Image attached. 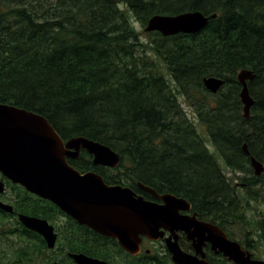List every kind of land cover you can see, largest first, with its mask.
I'll use <instances>...</instances> for the list:
<instances>
[{
  "label": "trees",
  "instance_id": "16d2710c",
  "mask_svg": "<svg viewBox=\"0 0 264 264\" xmlns=\"http://www.w3.org/2000/svg\"><path fill=\"white\" fill-rule=\"evenodd\" d=\"M195 10L210 17L197 33L164 36L137 28L156 14ZM243 69L256 73L248 81L255 100L249 118L237 77ZM208 76L226 83L212 93L203 81ZM0 102L44 115L63 138L83 135L118 151L121 162L113 170L81 163L107 183L140 181L158 193L184 197L199 217L218 224L232 239L235 227L257 225L259 239L246 233L239 242L261 257L264 210L258 219H250L247 211L252 201L264 199V172L255 175L251 164L252 156L264 163V0H0ZM192 117L206 127L214 150ZM7 182L15 210L26 211L32 196ZM45 202L54 210L37 203L26 212L49 219L63 214ZM10 218L0 210V237L18 234L28 240L11 259L0 253V264L56 258L42 255L49 249L41 235L18 221L7 224ZM67 227L100 238L71 218ZM69 237L63 235L59 244H68ZM114 243L130 264H174L168 251L133 256Z\"/></svg>",
  "mask_w": 264,
  "mask_h": 264
},
{
  "label": "water",
  "instance_id": "95a60500",
  "mask_svg": "<svg viewBox=\"0 0 264 264\" xmlns=\"http://www.w3.org/2000/svg\"><path fill=\"white\" fill-rule=\"evenodd\" d=\"M216 16L215 13L211 18ZM209 19L200 10L176 15L156 14L149 19L145 31H157L164 36L197 33L207 26ZM255 76L249 69L241 70L237 76L242 84L241 99L246 118L250 117L255 103L248 81ZM203 81L212 93H217L225 82L217 76L205 77ZM81 148L94 155L96 165L117 167L121 162V154L107 144L86 136H76L65 143L44 115L0 102V172L12 182L57 204L79 223L117 239L133 255L141 252L142 238L147 236L151 240L164 239L175 264H211L205 259V242H210L214 251L222 252L236 264H264V259L254 258L250 250L229 238L216 223L201 220L195 213L182 214V210L192 208L186 198L173 193L160 194L140 183L142 189L161 202L146 200L128 186L108 184L98 172H80L68 163L67 157L77 156ZM244 149L249 152L246 144ZM251 163L255 174L262 175L264 163L254 156ZM4 190L5 183L1 180L0 195ZM0 208L14 211L12 205L1 200ZM19 218L26 227L41 234L50 248L55 246L58 234L47 219L26 214H20ZM166 231L171 232L168 237ZM180 231L192 240L195 254L180 246ZM74 257L78 264H108L85 254H74Z\"/></svg>",
  "mask_w": 264,
  "mask_h": 264
},
{
  "label": "flooded vegetation",
  "instance_id": "af4514ba",
  "mask_svg": "<svg viewBox=\"0 0 264 264\" xmlns=\"http://www.w3.org/2000/svg\"><path fill=\"white\" fill-rule=\"evenodd\" d=\"M78 136H83V135H78ZM73 137H76V136H73ZM73 137H71V138H73ZM71 138H63L62 137V139H63V141L65 143H67V141L69 139H71ZM67 160H68V163L70 165H72L73 167H75L77 170H79L82 173H85L87 171L98 172L95 169H83L82 168V166H81L82 162L91 161L94 164V161H93L94 160V155L92 153H90L86 148H81L80 151H79V154L77 156H75V157H67ZM94 166H101V165L94 164ZM103 167L110 168L111 170L117 168V167H109V166H103ZM98 173H100V172H98ZM1 175H2V177H0V181L1 180L4 181L5 190L1 193L0 200L3 201L4 203L12 205L14 211L13 212H8V211H6L4 209H1V208H0V210H2L5 214H8L9 217H11V219L14 220V223L16 221H18L20 226L25 227L28 230L34 231L36 234H39V233L36 232L35 230H32V229L26 227L22 223V221L20 220L19 215L20 214H26V215H29V216H35V217H39V218H42V219H47L49 221V223L54 226L55 232L58 234V237H57V240H56V244L52 248H50L48 246V244H47L46 240L44 239V237L41 234H39V235L42 236V239L46 242L45 245L49 249V250L45 249V251H44V253L42 255H46L47 257L49 256V257H52V258L56 257V258L52 259V261L44 262L42 264H47V263L56 262V261L57 262H61L63 264H78L76 258L74 257V254H85L88 257L99 259V260H102V261H106V262H108V264H113V263H115V264H130L129 257H125V255L123 254L124 257L121 258V256L117 253L116 249L114 248V244H115L114 242L115 241L118 242L117 239L112 238L110 236H107L105 234H102V233L92 229L91 227H89L87 225L79 223V221H77L75 218H73L72 216H70L67 213H65L57 204L53 203L52 201H50L48 199L42 198V197H40L39 195H37L35 193H32L31 191L27 190L24 186H22L19 183L12 182V180L7 178L4 174L1 173ZM113 175L116 176L117 174L114 173ZM122 176L124 178L130 177L126 173H124ZM7 180L11 181L13 184L21 185L28 192L27 195H31L32 196L31 197L32 202L31 203H26V205H25V207H27L26 211H29V210L37 208V203H41L43 209H47V210H52L53 211L54 210L53 207H51L47 202H45V200H48L53 205H56L63 212V214H58L53 219H49V218L44 217L42 215H40V216L39 215H34V214L28 213L26 211H16L15 210V201H16V199L14 198V195H13L14 192H13V189H11L10 186L8 185ZM139 183H140V181L137 182V184L134 185V186L124 185V184H122V185L130 187L136 193L137 196H143L146 200H153V201L161 202V200L159 198L155 197L154 195H152L148 191H145L144 189H142L140 187ZM108 184H114V183H108ZM115 184H121V183H115ZM146 186H148V185H146ZM244 186H245V184L241 185L240 187H244ZM149 187H151V186H149ZM21 203H24V201H21ZM181 212H182V214H194L195 213L197 215V213L194 212L192 210V208L189 211L182 210ZM197 217L199 219H201V220H205V219L199 217L198 215H197ZM70 218L73 219L75 222H77L80 225L87 226L88 228H90L91 230H93L94 232L99 234L100 238H95L93 236H85L83 234H77L75 229H71V228L67 227L69 222H70ZM205 221H208V220H205ZM66 234L70 236L68 238V240H69L68 244H59V241L62 239V236L66 235ZM170 234H171L170 231H166V237H168ZM26 240H28V239H26ZM70 241H73V242H77L78 241L79 245H74V244L70 243ZM153 243H157L159 245V247L158 248L157 247L149 248L148 244H153ZM118 244L126 253H128L129 255H133V254H130V252H128L127 250H125L120 245L119 242H118ZM179 244L185 251H187L189 253H192V254L196 253V250H195V248L193 246L192 240H190L188 238L187 234L185 232H183V231L179 232ZM141 247H142L141 252L139 254L133 255V256H140L141 254H153V255H155V253H159L160 255H165V254H167L166 251H168L167 245H166L164 239L151 240L147 236H143ZM85 248H89V249H93L94 248L98 253H101V251L103 249L107 253H108L109 250H111L112 252L110 253V258L107 259L106 258V252H104V253H102L100 255H96V254H93L92 252L87 253L86 251H82ZM203 249H204V252L206 254L205 259L208 262H210L211 264H215V263H219V264H236L233 261H230V259L227 256H225L222 252L217 253L216 251H214L212 249V245H211L210 242H205V244L203 246ZM154 250H155V252H154ZM253 254H254V252H253ZM170 255H171V253H170ZM253 256H254V258H257V255L254 254ZM117 259L121 260L120 263L117 262ZM171 261H172V259H171ZM4 263L5 264H21V261H12V260H10V261L4 262Z\"/></svg>",
  "mask_w": 264,
  "mask_h": 264
},
{
  "label": "rangeland",
  "instance_id": "374dc122",
  "mask_svg": "<svg viewBox=\"0 0 264 264\" xmlns=\"http://www.w3.org/2000/svg\"><path fill=\"white\" fill-rule=\"evenodd\" d=\"M121 7H123V4L121 5ZM137 28L142 31L143 33L146 32L145 31V27L141 26L139 23H137ZM145 36V34H144ZM180 100L183 101L182 97H180ZM185 108L187 109L189 115H191V110L187 107V105L185 106ZM193 119V117H192ZM195 124L197 125L198 131L200 133V135L203 137L205 143H207V145L210 147L211 150H214V146L210 140V137L208 135V132L206 130V127L201 124L197 119H193ZM225 171L227 174L232 175V173L230 172L229 169L225 168ZM234 182H240L239 179H237V176H234ZM241 189V188H240ZM261 210H264V199L261 200V202H256V201H252L251 202V207L248 208V215L250 217V219H253L254 217H256L258 219V217H262L259 212ZM13 224L14 220L10 218V220H7V224ZM252 225L249 224L247 225L245 228L244 227H235L233 232L235 234L236 240L238 241H242L244 240L246 233L251 236L252 238L255 239H259L257 237V232H258V226L254 225L253 228H251ZM253 229V230H251ZM251 231V232H249ZM249 232V233H248ZM256 241V240H255ZM26 242V240L22 239L18 234H12L10 235V237H0V253L4 254V256H7L8 258H13L15 255V251L22 245H24ZM262 244L259 245L260 251H258V255L261 256L262 259H264V242H261ZM149 248L152 247H159V245L157 243H153V244H148ZM155 252V250H154Z\"/></svg>",
  "mask_w": 264,
  "mask_h": 264
},
{
  "label": "bare ground",
  "instance_id": "6f19581e",
  "mask_svg": "<svg viewBox=\"0 0 264 264\" xmlns=\"http://www.w3.org/2000/svg\"><path fill=\"white\" fill-rule=\"evenodd\" d=\"M254 72V71H253ZM256 74V73H255ZM224 79V78H223ZM225 80V79H224ZM226 83V80H225V82H224V84ZM241 86V85H240ZM222 88V87H221ZM252 164V163H251ZM253 167V166H252ZM254 169V168H253ZM255 173V172H254ZM140 183H142V182H140ZM139 183V184H140ZM143 185H145L144 183H142ZM155 190V189H154Z\"/></svg>",
  "mask_w": 264,
  "mask_h": 264
}]
</instances>
